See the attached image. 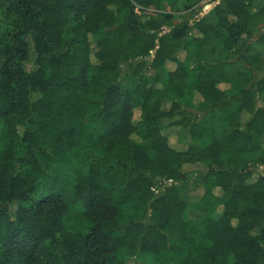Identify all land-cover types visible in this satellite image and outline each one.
Segmentation results:
<instances>
[{"label": "trees", "instance_id": "1", "mask_svg": "<svg viewBox=\"0 0 264 264\" xmlns=\"http://www.w3.org/2000/svg\"><path fill=\"white\" fill-rule=\"evenodd\" d=\"M174 1L0 0V264H264V0Z\"/></svg>", "mask_w": 264, "mask_h": 264}, {"label": "rangeland", "instance_id": "2", "mask_svg": "<svg viewBox=\"0 0 264 264\" xmlns=\"http://www.w3.org/2000/svg\"><path fill=\"white\" fill-rule=\"evenodd\" d=\"M205 5L206 4L204 3V0L202 3H201V0H178V1H174L172 4L168 5L165 12L173 14L176 17L174 19L173 23L178 24L179 22H182L184 20L185 15L189 14V12L192 9H196L199 6L203 7ZM190 8H191V10H190ZM144 13L145 14H143V15L146 16L145 18H154V19H158V20L162 19V16H160L162 14V12H157L156 10L150 9ZM231 72H233V70ZM166 133L174 135L179 139H183L181 129L178 127L169 128L166 130ZM193 182H194V180L193 181L191 180L188 187L183 192V197L188 202H192V203L196 202L201 197V195L203 194V189L202 188H196L193 185ZM200 216H201L200 213L192 211V210L189 211V213H188V217H190V218H199ZM132 264H149V260L145 257H139V258L133 260Z\"/></svg>", "mask_w": 264, "mask_h": 264}, {"label": "built area", "instance_id": "3", "mask_svg": "<svg viewBox=\"0 0 264 264\" xmlns=\"http://www.w3.org/2000/svg\"><path fill=\"white\" fill-rule=\"evenodd\" d=\"M215 0H204V3L206 4V5H208V4H210V3H212V2H214Z\"/></svg>", "mask_w": 264, "mask_h": 264}]
</instances>
